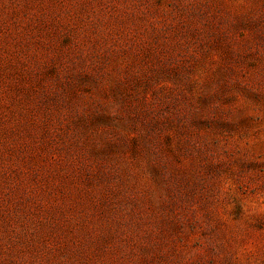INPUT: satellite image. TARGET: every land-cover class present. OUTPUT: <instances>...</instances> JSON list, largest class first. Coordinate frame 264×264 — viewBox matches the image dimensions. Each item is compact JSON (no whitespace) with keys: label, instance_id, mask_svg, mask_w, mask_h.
<instances>
[{"label":"rangeland","instance_id":"obj_1","mask_svg":"<svg viewBox=\"0 0 264 264\" xmlns=\"http://www.w3.org/2000/svg\"><path fill=\"white\" fill-rule=\"evenodd\" d=\"M0 264H264V0H0Z\"/></svg>","mask_w":264,"mask_h":264}]
</instances>
